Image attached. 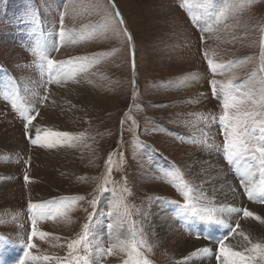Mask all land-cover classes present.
Returning <instances> with one entry per match:
<instances>
[{
  "label": "rangeland",
  "instance_id": "374dc122",
  "mask_svg": "<svg viewBox=\"0 0 264 264\" xmlns=\"http://www.w3.org/2000/svg\"><path fill=\"white\" fill-rule=\"evenodd\" d=\"M221 10L225 17L216 23ZM117 11L122 24L114 18ZM62 14L70 36L61 41ZM209 25L213 30L204 31ZM262 39L264 0H0V134L10 150H0V182L5 187L0 189V234L13 242H0V260L16 264L23 255L31 232L29 200L83 195L85 200L70 213L71 222L61 218L39 222L40 230L53 235L45 240L34 238L36 247L31 251L63 257L73 222L82 218L71 239L88 223V214L93 212L88 201L96 198L89 237L92 262L123 264L127 252L117 249L111 256L97 252L115 243L117 236L121 240L131 237L127 226L107 228L117 219L107 216L113 189L132 213L136 239H145L151 246L150 251L147 246L140 250L152 264H183L178 250L184 243L201 242L206 229L215 237L214 232L227 235L221 225L178 214L181 210L173 202L183 205L184 197L174 185L180 178L188 182L194 204L199 210H210L222 208V204L215 205L213 193L201 190L203 183L211 190L228 183L230 176L239 183L222 152L205 147V143L223 145L218 124L221 99L213 97L210 81L235 77V83L258 88L264 78L260 71ZM37 43L49 58L58 61L88 56L87 71L78 72L75 79L58 77L57 70L49 74L46 65L41 69L40 57L33 51ZM207 59L225 67L213 73ZM195 75L202 76V82L192 89L187 79ZM67 80L73 85H63ZM84 80L89 82L85 90L81 89ZM60 87L67 95L88 96V111L81 117L84 159L74 165L62 158L59 161L58 156L48 158L45 152L50 149L32 145L29 139L35 138V127L46 128L41 123L48 108H60L56 98ZM25 107L36 116L27 134L26 120L20 115ZM176 169L179 178L169 175ZM25 174L30 178L27 184ZM238 185L244 203L235 208H248L253 201ZM105 188L108 191H97ZM151 206L164 209L159 215L167 220L163 238L153 234ZM229 221L231 227L240 224L232 236L247 243L238 234L249 235L242 211Z\"/></svg>",
  "mask_w": 264,
  "mask_h": 264
},
{
  "label": "snow or ice",
  "instance_id": "6c2138e0",
  "mask_svg": "<svg viewBox=\"0 0 264 264\" xmlns=\"http://www.w3.org/2000/svg\"><path fill=\"white\" fill-rule=\"evenodd\" d=\"M210 6V2L205 5ZM185 7H190L187 3ZM225 17V11L221 10L216 15V23H219ZM122 24L123 19L120 17L119 12L115 13ZM209 25L204 31H212ZM124 34L128 36L127 30H123ZM59 38L64 40L65 37L70 36L63 26V14L60 20ZM261 67L260 71L264 72V39L261 40ZM34 52L40 57V67L43 69L46 65L49 74L53 70H57V76H63L65 79H75L78 72L87 71L86 64L90 62L88 56H81L69 58L68 60L58 61L49 58L43 51L40 50V45L37 43ZM207 57V53H205ZM209 68L213 73L225 67L223 64L214 62L212 59H207ZM135 63L133 61V68ZM254 72L249 79L254 77ZM235 77L227 81H217L215 79L210 81L211 90L214 98L221 99L222 113L218 116V124L223 134V145H213L205 143L208 149L215 148L217 151L222 152L224 158L234 169V174L238 176L239 183L243 186L244 192L247 194L249 200L264 204V78L259 82V87L246 86L245 84L235 83ZM59 82V78L57 79ZM44 99H47L45 97ZM13 107L16 108V101L13 100ZM20 115L26 120L24 125L26 134L28 130L33 127V121L36 116L30 114L28 108H21ZM38 115V113H37ZM213 121L217 117H211ZM123 123V122H122ZM85 138V133H72L67 131H54L51 128L35 127V138H31L32 145H38L42 148H57V147H76L77 143L82 142ZM109 163H111V156H109ZM170 176L180 177L179 170L176 169L169 173ZM257 175L259 179H257ZM26 184L30 178L27 174L24 176ZM181 191L184 197L183 205L178 202L177 208L181 210L178 214L187 213L190 217L196 218L198 221L208 225H222L228 229L227 235H222L219 238H214L211 235L203 236L202 238L208 239L210 242L215 241L218 248L214 251L210 247H202L192 252L190 255L207 256L212 253L217 261V264H257V261H264V240H257L253 242L249 235L241 231L238 234L243 237L247 242L246 245H233L228 243L229 238L237 232L240 224L236 223L235 227L227 224L221 214L226 211L224 208H212L210 210H199L194 204L191 192L192 188L188 182L180 178L179 183L174 185ZM97 191H108V189H97ZM127 191V189H125ZM114 199L109 201L110 211L107 213L108 217L116 216L117 219L114 223L107 225L108 229H123L127 226L131 237L126 240L116 237V242L109 246L107 249L99 248L97 252L100 255H114L115 251L119 249L122 252H127V259L123 264H152V262L140 250L141 247L151 246L147 244L145 239L137 240L136 222L131 219V211L128 205L124 202L122 197L116 195L115 190H112ZM83 195L64 196L58 199H52L41 202H28V212L31 220V232L27 236V242L23 247V255L18 258L16 264H28L31 262H47L54 261L55 264H93L91 259L92 247L89 243L91 235L90 226L93 222V217L96 212V205L98 200L93 198L88 201L89 205L93 208V212L88 214V223L82 226V231L76 238L67 242V253L63 256L41 254L36 255L31 251L36 247L33 242L34 238L38 237L40 240H45L53 234L40 230L37 225L43 220H57L61 218L65 222H71L70 213L74 211L80 202L84 201ZM123 209V211H121ZM227 211L241 212L245 219L253 218L255 221L264 224V217L257 215L255 212L250 211L247 207L237 209L229 206ZM59 240V237H56ZM0 242L4 245L13 243L7 237L0 234ZM83 247V254L81 248ZM187 260V257L185 258ZM0 264H7V261L0 260Z\"/></svg>",
  "mask_w": 264,
  "mask_h": 264
},
{
  "label": "bare ground",
  "instance_id": "6f19581e",
  "mask_svg": "<svg viewBox=\"0 0 264 264\" xmlns=\"http://www.w3.org/2000/svg\"><path fill=\"white\" fill-rule=\"evenodd\" d=\"M187 80H190L189 81L190 82L189 85L191 84L192 85L191 88L194 89L198 85H200V82H202V76L201 77H197L195 75V76H193L191 78H188ZM70 82H71V80H67V81H65L63 83V85L65 83H67L66 85H68V86L71 85L72 86L73 83L72 82L70 83ZM88 85H89V82L84 80V82H82L81 89L85 90V89L89 88ZM74 86H75V84H74ZM78 89H79V86H78ZM56 96H57L56 98L58 99V101L61 104L60 108H58V109H55L54 107L48 108L47 116H46L44 122H42L41 124H43V127L51 128L54 131H67V132H72V133H80L81 130H82L81 122L83 121V120H81V117L84 115L85 111L87 110L88 96L81 95V97L78 98L76 94L75 95H67V93H65V91H63L61 87L58 89V91H56ZM72 101H73L74 104L72 103L70 105V102H72ZM5 141L6 140L4 139V136H2L0 134V150L4 147L3 152H5V151L6 152H10V150L9 151L7 150L8 146H7ZM83 148H84V145H83V141H82V142L77 143L76 147H67V146H65V147H57V148L50 149L49 152H45V153H46V156H48V158L51 155L58 156V160L59 159L61 160V158H62L63 159L62 161L64 163L67 162V163H72L74 165V164H77V163L81 162L82 159H84L82 157L83 156V153H82L83 152ZM202 157H204V156L202 155ZM205 167H203V168L205 169ZM207 176H209V174ZM223 178H225V177H223ZM256 178L259 179V176L257 175ZM203 180L201 179L200 181H203ZM225 180H227V179H225ZM212 181H213V179H212ZM238 184L239 183H237L236 179L233 176H230L228 183H226L225 185H221V186H219V187H217V188H215L213 190H211V188H209V186L206 183H203L202 188H201V190L203 192H205V194L211 195L213 193V195L211 197V201L214 202L215 205L216 204L218 205L220 203V204H222V208L226 209V211H224L221 214L222 218L225 219L226 223L227 222L228 223L231 222V221H229V219L231 220V217H233V215L236 213V212L227 211L229 206L235 208V206H239L242 203H244L243 202V197H242L243 195H242V193H241V191H240V189L238 187L239 186ZM196 186H198V185H196ZM2 188L4 189L5 187L3 185V182H0V189H2ZM219 207L221 208V206H219ZM151 208H152V214L150 215L151 216L150 222H153L152 223L153 224V226H152L153 227L152 228L153 229V234H154L155 237L163 238V234L165 232V228H166V225H167V220H165L164 217L160 218L159 215L162 214V211L164 209L162 207L160 208V207H156V206H151ZM248 209L250 211L255 212L257 215H260L261 217H264V204H260V203H257L255 201H253L249 205ZM76 221L77 222H73V229L71 228L70 231H69V233L71 232V234L66 235L67 239H65V241H69L73 237L72 235L76 232V230L78 229V227L82 223V218L77 217ZM222 227H223V230H226V231L228 230V229L224 228V226H222ZM245 229L249 233V236H250V238L252 239L253 242H256L257 240H264V227H261L259 225L258 221H255L253 218H248L247 219V221L245 223ZM198 232H200V230H197V233ZM206 232H207V229L204 231V235L205 236L211 235L214 238H217V237L219 238L220 235L222 236L223 233H224V231H223V233H221V230H220L221 234H218V233L214 232L217 235V237H215L211 233L207 234L209 232H207V233ZM227 242H229V243H231L233 245H246L247 244V243L238 242L234 238V236L230 237ZM205 246L212 248L214 251L218 248V245L214 244V241L210 242L208 239L202 238L201 242L194 243V245H193V243H190V244H188V243L185 244L184 243V245L181 247V249L178 250L179 253H178L177 257H178L179 261L183 262V264H217V261L215 260V257H214V255L212 253H209L206 257L205 256L193 257V256L190 255L192 252L196 251L199 248L205 247ZM186 257H187V260H185Z\"/></svg>",
  "mask_w": 264,
  "mask_h": 264
}]
</instances>
